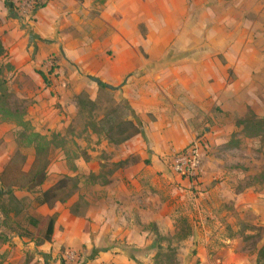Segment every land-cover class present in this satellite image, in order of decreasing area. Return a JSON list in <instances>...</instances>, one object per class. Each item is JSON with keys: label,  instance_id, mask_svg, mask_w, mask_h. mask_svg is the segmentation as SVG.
I'll return each instance as SVG.
<instances>
[{"label": "crops", "instance_id": "obj_1", "mask_svg": "<svg viewBox=\"0 0 264 264\" xmlns=\"http://www.w3.org/2000/svg\"><path fill=\"white\" fill-rule=\"evenodd\" d=\"M39 2L43 7L30 18L18 10L12 13L6 0H0V41L14 69L15 88H27L22 84L26 79L32 84L27 98L37 110L27 122L35 133L62 132L77 115L75 98L86 92L95 101L101 87L113 92L116 102L127 103L142 131L119 146L103 141L102 148L114 153V164L127 159L136 163L115 170L106 183L86 185L88 206L81 215L70 209L78 196L53 208L38 207L39 214L47 213L42 221L53 216L56 221L50 242L31 244L33 264H56L55 258L65 264H163L170 248L188 264H232V258L245 264L243 252L234 253V242H244L249 234L240 227L248 226L249 215L257 219L253 225L264 224V189L244 186L230 172L232 165L224 169L227 153L239 152L237 143H231L236 133H198L203 121H217L210 105L224 102L221 110L230 112L231 120L235 115L230 109L234 84L220 61L221 54L227 61L234 56L221 44L228 38L203 30V15L213 10L210 1ZM237 5L233 0L219 3L230 10ZM42 73L50 84L41 81ZM186 76L193 77L197 93L188 91ZM48 102L50 108L41 110ZM56 102L62 107L57 113L51 108ZM192 143H200L205 153L197 188L168 167V157ZM98 155L89 150L75 160L72 171L65 157L54 160L43 190L63 175L82 176L86 183L104 164ZM7 159L0 158V175L11 161ZM15 196L24 200L31 195L17 191ZM181 221L188 223L186 229L179 228ZM11 240L5 248L15 247L16 239Z\"/></svg>", "mask_w": 264, "mask_h": 264}, {"label": "rangeland", "instance_id": "obj_2", "mask_svg": "<svg viewBox=\"0 0 264 264\" xmlns=\"http://www.w3.org/2000/svg\"><path fill=\"white\" fill-rule=\"evenodd\" d=\"M209 1L213 10H206V15H203V30L206 28L209 30L213 29L217 34L227 37V42H222L221 44L226 49L232 50L234 54L230 61H227L221 54L220 61L223 66L228 67V82H233L234 84L233 104L230 109L235 111V115L231 120L230 112L224 113L221 110L222 105H225L224 102L222 105H210L207 109L211 108L213 114L217 113V121L212 119L203 121L198 127V133H236L231 143H237L236 146L240 148L239 152L227 153V159L223 160V167L224 169H229V166L226 167L225 165H232L230 172H232L234 178L248 188L262 191L264 189V0H233L238 5L242 3L243 6L242 9H239L237 5L233 10L220 8L219 3L226 0ZM226 21L229 24H221ZM4 36H7V31H5ZM244 50L245 52L247 51L245 56H243ZM6 58L0 61V95L3 92L6 93L9 108L12 111H18L19 114L23 115L24 121H27V117H30L34 109H36L33 106L34 102L27 98L29 92L26 89L29 87V91H31L32 84L30 80H22V84L25 83L27 88L18 91V88L16 89L13 83L15 73H13L12 63ZM173 62V58L170 57V64ZM231 63L233 66H231ZM50 67H56L54 62H52ZM41 81L46 85L50 84L49 81L48 84L45 83L42 78ZM183 82L190 93H197L193 88V77L186 76ZM81 94H86L89 97L86 92ZM78 96L75 98L78 112L73 122L62 132L38 134L41 137L40 139L35 138L36 128L31 121H28V125L19 128L15 121L0 117V158L2 157L3 161L5 159L7 161L8 157L11 158L7 176L4 177V183L7 185L6 191L12 189V185H22L27 180V177L20 174V170L23 168L26 171L30 170L35 160L34 145L38 146L42 152L40 162L45 164L50 158L53 159V162L58 158L65 157L67 159V168L71 171L75 160L80 156L85 157L89 150L99 154L97 157L104 164L102 165L101 163L97 174L86 179V183H83L84 179L80 180V185L85 186H80L79 192L76 193V196H78L77 200L79 196L84 195V190L87 188L86 185L89 186L95 182L106 183L108 181L115 169L113 162L114 153L103 149L102 145L103 141L108 142L111 146L114 145L107 140L103 133L98 131V128L100 127L99 121L104 115L115 109L116 105L112 104L115 95L113 92H99L95 100L98 102V110L93 112V114H90L89 110H84L80 114L77 103ZM58 104L56 102L51 105L55 113L62 108ZM115 104H120V102L115 101ZM49 106L48 102L41 106V110L44 107L50 108ZM119 114L123 119L125 114L121 110ZM18 133H24V136ZM33 142L36 143L32 145ZM111 146L109 147L111 148ZM204 154L203 151L202 161H204ZM172 156L173 154L168 159ZM206 156H210V154H206ZM24 157L27 158L26 163L23 160ZM65 177L64 175L60 176L57 182ZM71 188L72 184L68 183V191H72ZM17 191L16 189L14 190L15 193ZM34 199L35 196H27L24 199L25 206H20L23 209V213L13 221L5 220L0 214V232L6 237V240H4V237H0V264H33L35 252L31 249V244L36 245L39 241H42L47 223V221L41 220L42 215H47V213L41 212L39 214L38 206ZM80 203L81 208L79 210L82 212L85 207L82 205L83 201ZM30 218L39 220L40 225L37 228L29 225L28 219ZM248 218V226L240 225V227L247 230L249 234L245 237L244 242L236 240L233 248H235V254L243 252L245 264H257L259 251L264 247V224L262 226L261 224L259 226L253 225L257 220L253 214L249 215ZM179 225V228L186 229L188 223L181 221ZM235 225H237V222H235ZM19 233H27L26 237H20L25 238V240L17 239ZM9 239H12L10 242L16 239V242L13 243L14 248H5ZM168 242L171 247L174 246L173 239H169ZM20 243H22V248L17 250ZM218 252L216 251V253ZM221 253L228 255L223 250H221ZM165 254L167 256L161 258L160 261L163 264H188L186 259H178L176 248H170ZM183 254H188V249ZM74 258L76 259L75 254ZM222 261L224 260L222 259ZM230 261V263L236 264L241 259L232 258ZM55 262L56 264H65L64 262L61 263L58 258H55ZM191 264H195L194 261Z\"/></svg>", "mask_w": 264, "mask_h": 264}, {"label": "trees", "instance_id": "obj_3", "mask_svg": "<svg viewBox=\"0 0 264 264\" xmlns=\"http://www.w3.org/2000/svg\"><path fill=\"white\" fill-rule=\"evenodd\" d=\"M51 1V0H48ZM7 7H9L12 13L16 12L18 8L12 3L10 0H6ZM43 4L37 0L35 4V11L39 8H42ZM1 27V20H0ZM6 52L0 41V61L5 59ZM53 71V69H52ZM42 79L45 83L48 84V79L46 75L41 74ZM100 92H110V90L105 89V87H101ZM111 93V92H110ZM6 93H1L0 95V117L11 119V121H15L17 127L21 128L23 126L28 125L27 121H24L23 115L19 114L18 111H12L6 100ZM78 107L80 114L82 111L89 110L90 114H93L96 110H98V102L92 101L90 97L86 94H80L78 96ZM112 104L116 105L115 109L107 112L104 117L99 121L98 131L103 133V135L107 138V140L114 146H119L129 141L133 137L139 135L141 133V125L135 119L133 112L127 105V103L121 101L120 104H115V100H112ZM120 110L125 114L123 119L119 114ZM4 119V120H5ZM21 136H24V133H18ZM35 138L40 139L41 137L35 133ZM59 136V135H57ZM36 143V142H35ZM33 142L32 145L35 144ZM35 160L29 171H25L24 168L20 170V174L24 177H27V180L22 185H12V189L6 191L7 185L4 183V177L7 176L8 167L1 173L0 175V214L4 217L5 220L13 221L18 218L23 213V209L20 207L22 205L25 206L24 200H20L15 196L14 190L27 192L31 196H35L34 202L38 207L47 205L50 208H53L57 203H66L71 200L76 193L80 190V180L84 177L76 176L69 177L66 176L61 181L57 182V184L48 189L43 190V186L47 181L48 168L51 165L52 158L48 159L45 164L40 162L41 150L38 146H35ZM24 162L26 163L27 158L24 157ZM136 163L134 159H127L121 162L114 164L115 170L120 168H128ZM92 176V175H91ZM68 183L72 184V191H68ZM81 201H83V206L87 208L88 204L85 202L83 196H79V199L72 205L71 213L75 216H79L82 212L79 210L81 207ZM84 208V209H85ZM56 218L50 217L48 222L46 223L45 235L42 241L37 243V246L50 242L52 240L54 234V226H55ZM29 225L37 228L40 225V221L37 219L30 218L28 219ZM19 237H26L27 233H19ZM0 237H6L3 233H0ZM257 264H264V247L259 251Z\"/></svg>", "mask_w": 264, "mask_h": 264}, {"label": "built area", "instance_id": "obj_4", "mask_svg": "<svg viewBox=\"0 0 264 264\" xmlns=\"http://www.w3.org/2000/svg\"><path fill=\"white\" fill-rule=\"evenodd\" d=\"M13 4L24 15H32L35 12L37 0H13ZM169 170L175 175L188 180L192 187L197 188L202 175V148L200 143H192L186 149L168 159ZM74 259V254H69Z\"/></svg>", "mask_w": 264, "mask_h": 264}]
</instances>
